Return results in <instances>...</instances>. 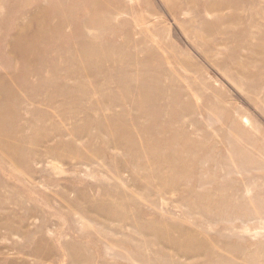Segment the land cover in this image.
I'll list each match as a JSON object with an SVG mask.
<instances>
[{
  "label": "rangeland",
  "instance_id": "374dc122",
  "mask_svg": "<svg viewBox=\"0 0 264 264\" xmlns=\"http://www.w3.org/2000/svg\"><path fill=\"white\" fill-rule=\"evenodd\" d=\"M0 264H264V0H0Z\"/></svg>",
  "mask_w": 264,
  "mask_h": 264
}]
</instances>
